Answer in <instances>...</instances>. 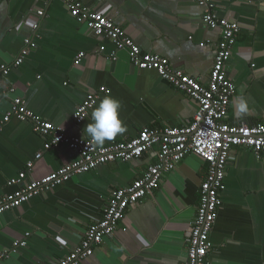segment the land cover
I'll list each match as a JSON object with an SVG mask.
<instances>
[{"label":"crops","instance_id":"crops-1","mask_svg":"<svg viewBox=\"0 0 264 264\" xmlns=\"http://www.w3.org/2000/svg\"><path fill=\"white\" fill-rule=\"evenodd\" d=\"M119 26L143 53L168 60L171 67L206 85L212 68L217 32L202 24L203 11L194 0H77ZM221 18L234 22L239 35L225 66L235 87L225 123L264 124V0H212ZM44 16L38 18L36 12ZM38 22L36 48L13 67L23 41ZM200 44H204L203 48ZM84 56L74 65L78 54ZM115 57V60H113ZM0 122L14 98L25 100L36 115L69 136L91 140L84 133L100 101L111 96L121 103L126 131L105 141L125 142L146 127L188 125L198 104L161 80L154 71H140L125 51L93 36L73 19L60 0H0ZM8 86L14 88L7 92ZM105 92L99 94V89ZM90 93L95 105L81 125L76 108ZM244 101L246 114L238 115ZM43 139L27 122L11 120L0 130V198L16 187L7 182L33 162L30 176L40 180L77 162V152L64 146L44 150ZM41 152L39 160L35 154ZM157 149L128 162L100 165L74 175L65 184L40 194L0 216V264H50L78 246L89 225L101 219L113 191L129 187L155 164ZM207 165L186 156L165 174L157 189L128 209L111 237L80 264H179L187 255V234L198 205ZM220 194L221 207L210 233L208 264L264 263V162L247 149H231ZM26 234L28 236H26ZM27 245L11 252L15 242ZM7 256V257H3Z\"/></svg>","mask_w":264,"mask_h":264},{"label":"built area","instance_id":"built-area-1","mask_svg":"<svg viewBox=\"0 0 264 264\" xmlns=\"http://www.w3.org/2000/svg\"><path fill=\"white\" fill-rule=\"evenodd\" d=\"M60 1L70 16L83 23L89 33L96 38L108 40L116 51H125L130 64L136 69L156 72L158 77L173 89L193 99L198 104V109L186 126L146 127L132 140L96 146L89 139L67 135L51 122L33 113L24 99L14 98L9 110L2 116L0 130L11 120L27 122L31 125L32 131L43 139L44 150L64 146L77 152L80 160L66 164L40 180L31 178L33 162H27L25 170L7 182L8 186H14L16 190L0 198V216L40 194L65 184L74 175L87 173L100 165L116 161L128 162L139 159L143 154L156 148L155 164L148 167L129 187L113 191L103 209L101 219L88 226L78 246L65 258L50 263L80 264L94 255L105 237L113 235L128 209L138 205L158 188L165 174L172 172L186 156H195L206 163L207 173L199 187L198 205L187 234V255L179 264H208L207 256L212 248L209 236L221 207L220 194L225 190L224 178L231 149L240 147L250 150L257 160L264 162V124L248 126L242 123L238 126H229L225 123L229 104L235 95V87L226 74L225 66L238 39L240 31L238 25L221 18L212 0H194L203 11L202 24L208 30L217 32L219 36L208 82L201 85L181 70L171 67L165 58L143 53L123 30L106 16L96 13L77 0ZM36 15L42 18L44 12L38 10ZM30 27L32 35L23 41V47L16 55L13 67L21 66L36 48L34 39L39 23L32 22ZM204 46L200 44L201 48ZM83 56V53L78 54L74 65H78ZM8 73L9 68L1 65L0 75L6 76ZM5 91L13 92L14 88L8 86ZM103 92L105 89L100 88L99 94ZM97 98L98 94L90 93L76 108L73 114L76 125H81L87 118ZM41 156V152L35 154L34 160H39ZM26 245L25 240L15 242L11 252L15 253L18 248Z\"/></svg>","mask_w":264,"mask_h":264},{"label":"clouds","instance_id":"clouds-1","mask_svg":"<svg viewBox=\"0 0 264 264\" xmlns=\"http://www.w3.org/2000/svg\"><path fill=\"white\" fill-rule=\"evenodd\" d=\"M121 103L114 97H104L91 114L92 122L87 124L84 133L96 146H103L105 141L114 139L126 131L120 119ZM238 115L246 114L247 107L243 100L238 104Z\"/></svg>","mask_w":264,"mask_h":264}]
</instances>
